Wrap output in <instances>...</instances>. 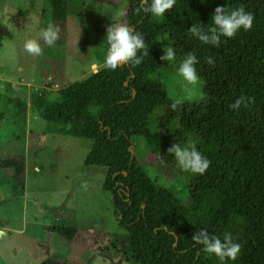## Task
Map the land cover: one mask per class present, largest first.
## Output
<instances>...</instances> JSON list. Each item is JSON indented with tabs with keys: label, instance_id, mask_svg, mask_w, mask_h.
Instances as JSON below:
<instances>
[{
	"label": "trees",
	"instance_id": "1",
	"mask_svg": "<svg viewBox=\"0 0 264 264\" xmlns=\"http://www.w3.org/2000/svg\"><path fill=\"white\" fill-rule=\"evenodd\" d=\"M126 1L124 23L140 31L148 47L142 63L98 69L60 89L55 100L41 93L30 103L42 120L91 142L84 164L106 170L102 190L118 227L128 234L135 263L219 264L191 241L193 232L206 227L220 238L230 233L241 245L236 260L227 264H264V0H176L159 19L137 12L138 0ZM241 5L253 13L252 27L222 38L218 47L186 35L192 23H210L215 7ZM49 7L51 25L58 28L55 44H60L68 0H49ZM163 46L173 47L176 59L188 51L195 54L202 101L169 109L171 101L156 78L167 64L160 60ZM3 96L17 108L16 124L24 126L28 102L11 88ZM240 96L252 97L251 107L231 110L228 105ZM155 112L160 113V159L188 179V204L152 181L132 153V138ZM13 136L10 144L24 141L16 130ZM189 139L210 161L203 175L180 171L167 152L172 143ZM0 168L9 170L10 195H24V156L5 155ZM48 231L73 239L77 228L51 226ZM41 264L72 263L45 259Z\"/></svg>",
	"mask_w": 264,
	"mask_h": 264
},
{
	"label": "rangeland",
	"instance_id": "2",
	"mask_svg": "<svg viewBox=\"0 0 264 264\" xmlns=\"http://www.w3.org/2000/svg\"><path fill=\"white\" fill-rule=\"evenodd\" d=\"M127 10L126 0H68L61 43L48 45L41 36L51 25L49 0H0V159L24 156L26 170L24 195L12 196L9 170L0 168V264H41L45 259L137 264L128 234L118 227L110 197L102 190L106 170L84 164L91 142L42 120L30 103L41 93L55 100L60 89L104 68L105 30L113 22L124 23ZM26 38L38 39L40 55L23 50ZM174 75L175 63L167 62L156 76L168 98L176 92ZM8 88L28 102L24 126L16 124L17 108L3 96ZM159 116L153 113L132 138V153L152 181L188 204V179L160 159ZM14 130L24 141L9 143ZM51 226L76 227L77 233L68 239L48 231Z\"/></svg>",
	"mask_w": 264,
	"mask_h": 264
},
{
	"label": "clouds",
	"instance_id": "3",
	"mask_svg": "<svg viewBox=\"0 0 264 264\" xmlns=\"http://www.w3.org/2000/svg\"><path fill=\"white\" fill-rule=\"evenodd\" d=\"M175 3L176 0H138L136 11L142 10L145 14L159 19L163 18ZM210 18L211 22L207 24L192 23L187 28L186 35L201 44L218 47L222 43V38H232L238 31L249 30L254 19L253 13L246 11L242 5L231 9L226 6H217ZM41 38L48 45H54L58 39V28L49 25L42 32ZM101 45L103 46L102 65L111 71H115L118 66H138L148 53L144 35L127 23H111L105 30ZM22 47L32 56H38L42 51L37 38H26ZM160 60L175 63L173 79L176 92L169 98L171 101L168 105L169 109L176 110L184 103H199L204 99L205 94L201 90L200 77L196 70L198 60L193 52L188 51L177 62L173 47L163 46ZM205 60L209 65L214 64L212 57H206ZM252 103V97L240 96L228 107L231 110H239L242 106L251 107ZM140 139L142 142L143 138ZM167 152L171 154L180 171L191 175H203L210 164L208 158L202 154L191 139L184 143H172ZM191 241L194 245L201 246L200 250L205 254L214 255L219 264L235 261L241 249V245L233 239L230 233H226L220 238L211 234L206 227L193 232Z\"/></svg>",
	"mask_w": 264,
	"mask_h": 264
},
{
	"label": "water",
	"instance_id": "4",
	"mask_svg": "<svg viewBox=\"0 0 264 264\" xmlns=\"http://www.w3.org/2000/svg\"><path fill=\"white\" fill-rule=\"evenodd\" d=\"M127 82H125V84H126Z\"/></svg>",
	"mask_w": 264,
	"mask_h": 264
}]
</instances>
